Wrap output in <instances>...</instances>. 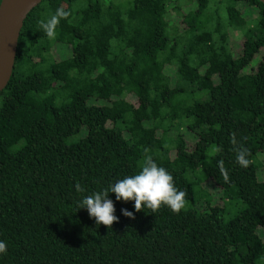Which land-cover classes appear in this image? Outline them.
I'll use <instances>...</instances> for the list:
<instances>
[{"label":"trees","instance_id":"trees-1","mask_svg":"<svg viewBox=\"0 0 264 264\" xmlns=\"http://www.w3.org/2000/svg\"><path fill=\"white\" fill-rule=\"evenodd\" d=\"M57 8L70 15L51 39L39 21ZM230 31L242 34L236 56ZM57 45L70 55L59 58ZM261 152L262 2L43 0L23 23L0 93V264H264ZM145 156L186 192L179 213L136 211L114 193L110 226L75 208L139 172Z\"/></svg>","mask_w":264,"mask_h":264},{"label":"clouds","instance_id":"clouds-1","mask_svg":"<svg viewBox=\"0 0 264 264\" xmlns=\"http://www.w3.org/2000/svg\"><path fill=\"white\" fill-rule=\"evenodd\" d=\"M69 11L57 8L54 14L46 20H40L39 25L48 38L54 39L56 26L61 19H66ZM247 149L241 147L237 151L236 160L241 167H248ZM227 179V174H225ZM77 192H83L80 184L75 185ZM109 193L115 194L117 201H134V209L140 211L149 208L157 211L162 205L172 212L179 213L186 204V192L177 189L173 176L162 166H159L151 156H145L139 172L126 175L114 183L95 191L93 194L79 200L75 208H85L90 217L95 218L97 225L110 226L118 218L114 215L113 201ZM123 215L133 218V212L121 209ZM7 244L0 240V256L6 254Z\"/></svg>","mask_w":264,"mask_h":264},{"label":"water","instance_id":"water-1","mask_svg":"<svg viewBox=\"0 0 264 264\" xmlns=\"http://www.w3.org/2000/svg\"><path fill=\"white\" fill-rule=\"evenodd\" d=\"M43 0L0 1V93L15 66L18 39L28 14ZM264 4V0H258Z\"/></svg>","mask_w":264,"mask_h":264},{"label":"rangeland","instance_id":"rangeland-1","mask_svg":"<svg viewBox=\"0 0 264 264\" xmlns=\"http://www.w3.org/2000/svg\"><path fill=\"white\" fill-rule=\"evenodd\" d=\"M238 4L240 5L241 9L244 10V15L246 16L247 19H253L256 16V10L253 8L248 7L247 3L243 2V1H239ZM181 7L186 10L187 6L185 5H181ZM242 34H240L237 31H230V46L233 52V55L236 56L241 52V45H242ZM56 53L58 55L59 58H65L68 57L70 55V49L69 47L66 46H61V45H57L56 46ZM260 58V56H259ZM257 62V60H254L252 62V64H255ZM169 73L171 75H173V71L168 69ZM185 138L187 140V143L189 145V147H192L195 138L189 133L186 132L185 130H183ZM70 140H75L74 137L70 138ZM258 169H257V173H258V178L259 181L262 185H264V152H261L257 155V163H256ZM212 193L214 194L213 197V202H216L219 205H222V202L219 199V194L217 192L216 189H211ZM230 211H234L235 207H229ZM256 232L264 239V229L259 227Z\"/></svg>","mask_w":264,"mask_h":264}]
</instances>
